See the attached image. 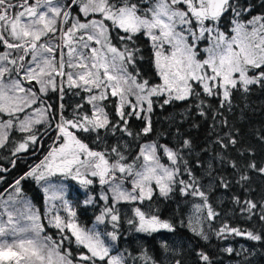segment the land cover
<instances>
[{
	"label": "snow or ice",
	"instance_id": "obj_1",
	"mask_svg": "<svg viewBox=\"0 0 264 264\" xmlns=\"http://www.w3.org/2000/svg\"><path fill=\"white\" fill-rule=\"evenodd\" d=\"M255 7L249 0H0V148L13 156L38 151L52 127L54 109L45 97L55 92L60 101L52 146L10 186L14 194L0 201V217H6L0 218V264H185L183 242L163 239L156 250L142 244L113 254L125 224L126 231L151 239L187 228L204 241L211 233L264 244V228L211 226L220 213L209 193L230 190L233 181L214 176L210 161L204 170L211 178L206 190L185 159V151L194 150L191 139L178 137L173 146L152 140L137 144L135 152L124 139L153 133L157 104L190 103L201 117L211 114L215 121L221 109L232 110L237 92L246 97L254 87L264 90V0L259 14H253ZM225 18L229 27L222 30ZM142 37L158 80L139 68L146 59L139 47ZM69 94L82 101L72 106L70 118L63 103ZM208 98L218 100V108ZM133 119L143 123L139 132L131 130ZM258 139L264 143V132ZM215 143L236 151L235 157L216 153L213 159L233 170L242 191L254 193L251 174L264 177V161L257 162L254 149L230 132ZM197 166L202 167L199 161ZM57 174L78 181L86 192L85 206L103 202L95 226L77 222L62 187L51 183ZM27 180L43 187L50 203L46 215L60 242L41 235V216L22 191ZM95 183L98 196L90 188ZM232 199L239 213L264 225V195ZM53 201L62 203L66 216ZM181 202L179 215H165L169 205ZM73 238L77 257L62 247ZM223 251L235 253L233 247ZM197 256V264H213L210 253L201 250Z\"/></svg>",
	"mask_w": 264,
	"mask_h": 264
},
{
	"label": "trees",
	"instance_id": "obj_2",
	"mask_svg": "<svg viewBox=\"0 0 264 264\" xmlns=\"http://www.w3.org/2000/svg\"><path fill=\"white\" fill-rule=\"evenodd\" d=\"M249 3L254 4L253 14H259L261 12L260 4L261 0H249ZM224 26L222 24V29L227 30L228 20H224ZM114 43H117L115 38V33H113ZM139 47L144 51L146 59L141 61L139 68L145 76L148 78L158 80L156 77H152L153 69L151 67L150 61L147 59L150 55V46L146 43L145 39L142 37ZM76 101L79 98L75 97ZM50 105H52L54 111H58L57 107H54L52 102L49 99V96H46ZM208 102L211 103L214 107L218 108V100L214 98H208ZM66 106H73L75 100L70 103L68 101H63ZM56 113V112H55ZM55 117V114H53ZM227 120V125L222 124V121ZM152 122L154 131L147 137H141L139 140H132L129 137V142L132 145L133 150H136V145L144 141L158 140L160 143H166L170 146L177 145V138L179 137L180 142L184 138H189L193 141L194 150L191 153L185 151V159L188 160L191 167L196 171L197 176L201 177V182L209 180L211 183V178L207 177L204 174L205 167L208 166V163L211 161L214 164V176L223 175L230 181H233V186L230 190H225L223 188L214 189L209 193L210 202L214 207H216L217 200L214 201V198L211 196V193H221L222 199L220 201V206L217 208L225 213L224 221H226L230 226L239 227L247 230H260L264 228L257 219H247L243 214L239 213L236 209L237 205L233 203V197L239 196L242 200L247 198H255L259 200L262 195H264V177L259 176L256 173L251 174L250 187L255 189V192L242 191L241 188L234 183L235 173L231 168H226L222 165L219 160H214L213 157L216 153H221L226 157H235L237 155L236 151L231 149L224 150L220 147L219 144L215 143L217 137H224L226 133H231L236 136L238 140L241 141L242 146H250L254 149L255 159L257 162L264 161V143H262L258 136L260 133L264 132V90L254 87L252 92L246 97L241 93L237 92L233 97V107L229 111L227 108L221 109L219 113V118L215 121L212 119L211 114L206 117H201L198 112L195 110L194 106L186 102H176L171 105L165 106L163 108L159 107L157 104L155 106L154 112L152 114ZM143 127L141 121L133 119L131 121V130L139 132ZM53 129V128H52ZM44 129L42 130V132ZM52 130L47 131L42 150L44 151L47 148V145L52 140ZM226 138V137H225ZM27 154V152H26ZM23 153L15 156V164L11 163L13 157L11 152L7 148H0V167L4 169H9L5 174L0 172L2 178L0 180V188L12 179L17 177L22 173L29 164V159H24ZM7 160H10V164L7 163ZM197 161L200 162L202 167L197 166ZM164 162L166 158H164ZM12 164V165H11ZM11 165V166H9ZM186 178V177H185ZM207 184V183H205ZM208 186V184H207ZM22 190L32 199V201L39 207L41 212V192L39 191L36 184L33 180H27L22 182ZM75 190L74 194H71L70 198L72 200L73 207L77 212V222L81 225H87L93 215L96 213L97 209L94 206L87 205L85 206L80 202V194L76 188L71 187ZM91 189H96V186H91ZM162 208L164 205L161 206ZM184 207V204H179L178 207H174L173 204L169 205L165 210V215L170 216L175 211L179 215V208ZM43 225L44 221L42 220ZM126 224L121 229L122 235L121 238H125L128 243H123L120 238L117 242L118 249H128L132 251L140 247L142 244L148 250H156L159 248L155 245L154 239L144 237L139 239L137 234V241H132V234L126 231ZM182 232L177 233V235H182L188 237V240L191 241V247L186 246L183 251V258L185 264H197L198 256L197 252L203 250L211 254L213 264H264V244L261 242L249 241L246 238L242 237V242L237 243L236 236H228L227 238L220 239L217 238L214 234L210 233V239L208 241H202L199 238H195L187 228H179ZM50 234L54 238L53 242H58L56 240L57 236L55 231L45 226L43 234ZM192 238V239H191ZM142 241V242H140ZM229 242V245L235 249V253L228 254L224 250L223 244ZM243 243L247 247L248 252H240L239 244ZM137 244V247H135ZM62 247L68 248L72 255L78 252L77 245L74 244L71 240L63 241ZM240 253V255H237Z\"/></svg>",
	"mask_w": 264,
	"mask_h": 264
},
{
	"label": "rangeland",
	"instance_id": "obj_3",
	"mask_svg": "<svg viewBox=\"0 0 264 264\" xmlns=\"http://www.w3.org/2000/svg\"><path fill=\"white\" fill-rule=\"evenodd\" d=\"M255 15V14H254ZM228 23V26L226 27L227 29H228V27H229V22H227ZM223 26H224V23H223ZM222 30H224V29H222ZM202 47L204 46L203 44L201 45ZM58 93H55V92H49L48 93V95L47 96H49V99H50V101L51 102H54V104H55V102H56V104H55V106L57 107V109H58V111H56L55 110V112L53 111V114H55V117H54V119H55V123H56V121L58 120V118H59V104H60V101H59V99H58ZM46 98V97H45ZM77 98H79V97H77ZM69 100V102L70 103H72L74 100H75V103H77V102H82V101H80V98H79V100L78 101H76V98L74 97V96H72L71 94H69V95H67V96H65V98H64V101H68ZM35 107V106H34ZM71 114H72V106H66V110H65V112H64V115L65 116H67V117H71ZM53 123L51 122V125H52ZM37 127H40V126H37ZM45 128H47L48 126L47 125H45L44 126ZM43 130V128L41 129V131ZM53 131L52 132V140H51V142L47 145V148L43 151L42 150V146H43V144H44V142H45V140L44 141H42V140H40V143H39V145L37 146L38 147V151H36L35 153H33V151H31V150H29L28 152H27V154L26 153H23V156H25V157H23L24 159H29V164H28V166H27V168L22 172V173H20L17 177H15L14 179H12L9 183H7L6 185H4V186H2L1 188H0V201H7V199H8V195L9 194H14V190L10 187L13 183H14V181L17 179V178H19V176L20 175H22L23 173H25L26 171H28L29 170V168L31 167V166H34L35 164H37V163H39V161L41 160V159H43V156L44 155H46L47 154V152L49 151V149H50V147L52 146V141H53V139L55 138V136H56V130H55V126H53V129L51 128L50 129V131ZM43 138H45V135L43 136ZM125 140H127L128 142H129V137H125L124 138ZM90 142V141H89ZM145 142H149V141H144V142H141L140 144H142V143H145ZM132 150H133V148H132ZM135 151H138V149L136 148V150H133V152H135ZM11 152V151H10ZM22 154V153H21ZM11 155H12V157H13V159H12V161H15V156H13V154H12V152H11ZM27 155H28V157H27ZM12 161H11V163H12ZM7 163L8 164H10V160H7ZM12 165V164H11ZM11 165H9V166H11ZM207 167H205V169H206ZM204 169V170H205ZM1 178H2V176H0V180H1ZM51 179V183H53L54 185H56V186H58V187H62V189H63V198H64V200H67L68 202H69V205L71 206V207H73V204H72V200H71V198H70V196H71V194H74L75 193V190L74 189H72L71 187H73V188H76L77 189V191H78V193L80 194V202L82 203V204H84L83 203V201H84V199L86 198V192H85V189L78 183V181H76V180H72L71 179V177H64V176H62V175H60V174H57V176H55V177H52V178H50ZM33 182L36 184V186L38 187V189H39V191L41 192V199H42V202H41V212H40V210H39V207L32 201V199L23 191V193H24V196H25V199H27V200H29L30 202H31V204L33 205V209L35 210V211H37L39 214H40V216H41V223H42V220L44 221V224H45V226H48V227H50V228H52L54 231H55V233H56V236H57V238H56V240L58 241V242H60V235L61 234H59L58 233V230L57 229H55L54 227H52L50 224H49V217L46 215V213H47V209L50 207V203L49 202H47L46 201V197H45V193H44V191H43V187L41 186V185H38L34 180H33ZM1 183V182H0ZM202 183L205 185V188H206V190H207V184L209 185L210 184V181L209 180H203L202 181ZM205 183H207V184H205ZM93 185H95L96 186V189H95V192L93 193L94 195H96V196H98V194H99V192H100V186H99V184L98 183H95V184H93ZM93 185H91V186H93ZM91 186H90V188H91ZM211 196L214 198V201L215 200H217V202H216V207H214L215 208V210L218 212V213H220V216L218 217V219H216V220H214V221H212V222H210L211 223V226L213 227V228H216V229H218L219 227H220V225L222 224V223H224V222H226V221H224V218H225V213H223L221 210H219L217 207L218 206H220V201H221V199H222V194L221 193H211ZM51 203H54V204H56V207H57V210H58V212H59V214L60 215H62V216H66V212H64V210H63V206H62V203L60 202V201H53V202H51ZM102 203L103 202H97L96 204H94V205H91V206H94L96 209H97V211H96V213L93 215V217H92V219H91V221L87 224V225H81V226H83V227H86V228H92L93 226H95V216L96 215H99V213H100V209H101V207H102ZM180 204H182V202L180 203ZM173 206L175 207H178V205L177 204H175V203H173ZM74 208V207H73ZM0 211H3V208L2 207H0ZM186 215H187V213H186ZM0 218H3V219H6V217H0ZM43 224V223H42ZM127 226V225H126ZM97 227V229L98 230H103V226H96ZM204 228H205V230L206 231H208V224H205L204 225ZM108 230H111L110 229V227H109V229ZM190 233H191V231L190 230H188ZM179 232H182L181 230H178V232L177 233H179ZM192 234V233H191ZM41 235H46V234H41ZM69 236H70V233L68 234ZM193 235V234H192ZM47 236H50L51 237V235L50 234H48L47 233ZM132 236H133V238H131V240L132 241H137V234H132ZM138 236H139V239H141V238H143V236L142 235H140V234H138ZM194 236V235H193ZM195 238H199V237H196V236H194ZM241 238L242 237H237V239H236V242L237 243H240V242H242V240H241ZM166 240V241H168L169 243H175V244H180L181 242H183V244H185L186 243V246H188V247H191V241L190 240H188V237H187V235L186 236H182V235H177V234H175V235H173V234H170V233H167V232H161L155 239H154V242H155V245L158 247L159 246V241L160 240ZM192 239V238H191ZM200 240H202L201 238H199ZM52 240L54 241V238L52 237ZM120 240L123 242V243H128V241H126V239L125 238H121V236H120ZM66 241V240H65ZM202 241H204V240H202ZM72 242L75 244V242H74V238L72 239ZM117 242H118V240L115 242V244H116V248H115V250L113 251V254H117V252L119 251V252H122L123 251V249H118L117 248ZM140 242H142V241H140ZM206 242V241H205ZM223 246H224V249L225 248H227V247H231L230 245H229V242H225L224 244H223ZM239 246V251L240 252H245V253H247L248 252V250H247V247H245V245H244V243H243V246H242V244H239L238 245ZM135 247H137V244H136V246ZM243 250V251H242ZM236 253H237V251H236ZM78 256V252L77 253H75V255L73 256V257H77Z\"/></svg>",
	"mask_w": 264,
	"mask_h": 264
},
{
	"label": "flooded vegetation",
	"instance_id": "obj_4",
	"mask_svg": "<svg viewBox=\"0 0 264 264\" xmlns=\"http://www.w3.org/2000/svg\"><path fill=\"white\" fill-rule=\"evenodd\" d=\"M74 14H75V13H74ZM225 20H228V18H225ZM228 22H229V21H228ZM223 23H224V22H223ZM45 100H46L47 103L49 104L48 99L45 98ZM52 104H53L54 107H56V106H55L56 102H55V104H54V102H52ZM54 112H55V111H54ZM51 115H52V117H53V112H52ZM51 122L53 123L51 128H53V126H55V119H54V117L52 118ZM51 128H48V131H50ZM45 136H46V135H45ZM27 157H28V155H27ZM8 170H9L8 168H7V169H4L3 167H0V172H1V173H4V174H5ZM0 176H2V175H0Z\"/></svg>",
	"mask_w": 264,
	"mask_h": 264
}]
</instances>
